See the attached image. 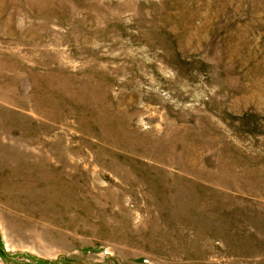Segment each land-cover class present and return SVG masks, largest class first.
Returning <instances> with one entry per match:
<instances>
[{
    "label": "rangeland",
    "instance_id": "obj_1",
    "mask_svg": "<svg viewBox=\"0 0 264 264\" xmlns=\"http://www.w3.org/2000/svg\"><path fill=\"white\" fill-rule=\"evenodd\" d=\"M0 264H264V0H0Z\"/></svg>",
    "mask_w": 264,
    "mask_h": 264
}]
</instances>
